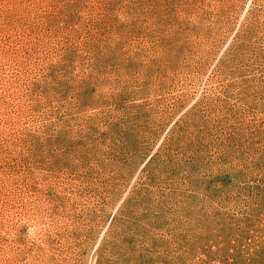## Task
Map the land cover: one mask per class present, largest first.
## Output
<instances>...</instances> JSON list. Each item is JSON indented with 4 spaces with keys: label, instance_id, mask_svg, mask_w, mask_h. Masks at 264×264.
Masks as SVG:
<instances>
[{
    "label": "rangeland",
    "instance_id": "374dc122",
    "mask_svg": "<svg viewBox=\"0 0 264 264\" xmlns=\"http://www.w3.org/2000/svg\"><path fill=\"white\" fill-rule=\"evenodd\" d=\"M0 264H264V0H0Z\"/></svg>",
    "mask_w": 264,
    "mask_h": 264
}]
</instances>
